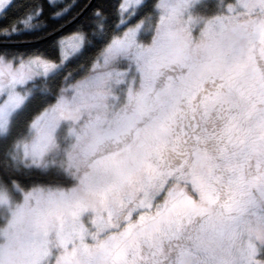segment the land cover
I'll return each mask as SVG.
<instances>
[{
	"label": "snow or ice",
	"instance_id": "snow-or-ice-1",
	"mask_svg": "<svg viewBox=\"0 0 264 264\" xmlns=\"http://www.w3.org/2000/svg\"><path fill=\"white\" fill-rule=\"evenodd\" d=\"M0 264H264V0H0Z\"/></svg>",
	"mask_w": 264,
	"mask_h": 264
}]
</instances>
